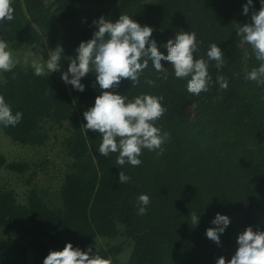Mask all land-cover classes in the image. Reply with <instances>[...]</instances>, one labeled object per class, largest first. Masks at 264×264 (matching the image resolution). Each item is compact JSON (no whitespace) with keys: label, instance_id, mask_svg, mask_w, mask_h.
<instances>
[{"label":"trees","instance_id":"1","mask_svg":"<svg viewBox=\"0 0 264 264\" xmlns=\"http://www.w3.org/2000/svg\"><path fill=\"white\" fill-rule=\"evenodd\" d=\"M247 0H12L14 19L0 22V38L11 48L40 46L45 36L48 46L63 49L60 65L67 71L70 58L82 41L93 37L94 20L112 22L121 14L141 26L153 28L159 50L177 32H195L198 51L194 59L207 60L211 43L223 51L225 65L208 61L212 84L199 96L187 91V79H177L170 62L167 79L149 66L140 84L123 80L110 91L129 99L140 94L163 96L167 111L155 122L170 134L162 145V155L142 150V164L117 165L118 153L107 157L98 152L100 134L87 130L83 113L94 106L101 94L95 74L81 79L80 92L60 78L36 76L32 67L19 66L2 72L0 95L13 114L22 112L15 127L3 133L23 146H41L55 126L75 127L64 141L72 162L60 188V205L51 206L32 190L27 202L19 201L14 189L0 188V264H43L50 251L63 250L67 243L110 258L112 264H216L223 256L231 260L237 238L247 227L264 231V85L245 80L246 72L259 67L250 45L240 46L238 24L251 23V15L261 8L253 0L249 13H243ZM223 75L228 88L220 90L216 77ZM71 78V77H69ZM152 79L156 86H149ZM194 105L193 112L185 109ZM0 167L25 173L27 164L8 163L0 154ZM131 177L119 183V172ZM146 194L150 204L146 214H138V197ZM199 217L197 225L191 215ZM238 217L239 231L230 223L220 235V244L206 236L216 227V214ZM121 237L133 246L130 259L121 262L123 244H109ZM107 241V247L100 244ZM33 258L30 259V255Z\"/></svg>","mask_w":264,"mask_h":264},{"label":"clouds","instance_id":"2","mask_svg":"<svg viewBox=\"0 0 264 264\" xmlns=\"http://www.w3.org/2000/svg\"><path fill=\"white\" fill-rule=\"evenodd\" d=\"M253 0H247L243 6V13H249V6ZM261 8L251 15V23L238 24L236 35L241 38V43L251 46L255 58L259 61V67H254L246 72L245 80L254 81L264 85V0H260ZM12 0H0V22L14 19ZM93 24L98 28L93 37L88 41H82L76 49V55L70 58L66 72H62L61 79L80 92L85 90L81 79L89 73L95 74L101 94L95 98L94 106L83 113L87 130L99 133L102 142L98 152L107 157L110 153H118L116 163L123 166L128 163L134 167L140 166L142 150L147 149L156 154H163L162 145L167 142L170 134L162 132L155 126L162 115L167 111L162 105L163 96L140 94L133 99L118 92L110 91L120 86L123 80L132 82V87L140 84V77L148 68L149 61L157 73L167 79L168 68L162 61L170 62L177 79H187V91L195 96L202 92H208L212 84V76L208 71V61H215V67L222 69L226 63L223 51L216 43H211L207 51V60L194 59V53L198 51L199 41L196 33L177 32L173 39H169L164 45L167 55L159 50L155 39H151L153 28L141 26L131 16L121 14L115 22L104 17L94 20ZM46 42V41H45ZM63 49L57 47L49 51L48 59L44 63L33 61L32 68L36 76H44L61 70ZM17 60L14 59L7 41L0 39V71H12ZM71 77V78H69ZM149 86H156L152 79H146ZM216 83L220 90L228 88V80L223 75L216 77ZM22 112L13 114L11 106L0 95V125L3 127H15L22 120ZM119 183H127L131 177L119 172ZM138 214H146V206L150 204V197L141 194L138 197ZM191 221L197 225L199 217L194 213ZM230 218L226 215L216 214L212 224L206 230L208 239L220 244V235L230 224ZM238 248L231 260L221 256L216 264H264V231H254L247 227L237 238ZM92 248L82 251L67 243L63 250L50 251L44 258L43 264H112L110 258H103L95 253L89 255Z\"/></svg>","mask_w":264,"mask_h":264},{"label":"rangeland","instance_id":"3","mask_svg":"<svg viewBox=\"0 0 264 264\" xmlns=\"http://www.w3.org/2000/svg\"><path fill=\"white\" fill-rule=\"evenodd\" d=\"M55 0H45L49 6L54 4ZM43 42L40 46L25 47L20 50L11 48L9 41L5 38L9 45V49L13 53V57L18 61L17 65L32 67L33 61L44 63L48 59V54L51 49L48 46L44 35ZM46 41V42H45ZM242 48H246L245 43H240ZM44 59H42V58ZM64 72L61 67L60 71L47 73L61 79V74ZM2 72L0 71V83L2 82ZM62 80V79H61ZM65 83V82H64ZM66 84V83H65ZM68 85V84H67ZM194 105L185 109V114L193 112ZM75 130V127L69 123H65L63 127L55 126L49 132L48 141L41 146H23L13 142L7 137L0 128V154L4 155L8 163L27 164L28 170L25 173L19 174L9 170L6 167H0V188L14 189L18 199L22 203L27 202V197L32 190L44 199L51 206L60 205V188L64 182V177L69 169L72 160L67 155L64 141L70 137ZM230 223L235 227V234L239 231L240 220L238 217H229ZM3 238L0 235V240ZM109 244H123L124 252L119 256L121 262H127L130 259L133 246L129 243L126 237H121L117 240H108ZM106 240H100V244L107 247ZM30 255V259L33 258Z\"/></svg>","mask_w":264,"mask_h":264}]
</instances>
